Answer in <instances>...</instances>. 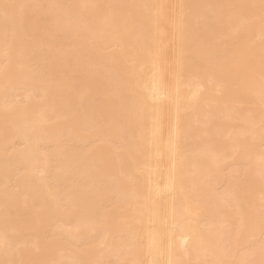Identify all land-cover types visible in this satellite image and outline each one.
I'll list each match as a JSON object with an SVG mask.
<instances>
[{"label": "bare ground", "instance_id": "obj_1", "mask_svg": "<svg viewBox=\"0 0 264 264\" xmlns=\"http://www.w3.org/2000/svg\"><path fill=\"white\" fill-rule=\"evenodd\" d=\"M0 264H264V0H0Z\"/></svg>", "mask_w": 264, "mask_h": 264}]
</instances>
